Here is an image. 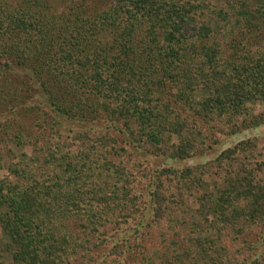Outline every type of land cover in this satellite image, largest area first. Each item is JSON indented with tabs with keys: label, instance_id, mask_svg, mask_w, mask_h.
I'll return each mask as SVG.
<instances>
[{
	"label": "trees",
	"instance_id": "trees-1",
	"mask_svg": "<svg viewBox=\"0 0 264 264\" xmlns=\"http://www.w3.org/2000/svg\"><path fill=\"white\" fill-rule=\"evenodd\" d=\"M263 1L0 0V264H264Z\"/></svg>",
	"mask_w": 264,
	"mask_h": 264
},
{
	"label": "rangeland",
	"instance_id": "rangeland-1",
	"mask_svg": "<svg viewBox=\"0 0 264 264\" xmlns=\"http://www.w3.org/2000/svg\"><path fill=\"white\" fill-rule=\"evenodd\" d=\"M257 108H259V106L256 107V111H258ZM246 140H250L251 143L256 145L254 151L257 154L259 152L264 153V125L261 124L256 127L242 129L240 132L231 136H224L220 144L216 145L213 150L204 151L203 154H198L180 161L164 157L153 158L152 156H148L147 160L149 162L147 164L150 165V168L153 167L156 168V170L168 166H172L175 169H182L197 163L206 162L215 157L224 148ZM3 173L4 171H1L0 175H3Z\"/></svg>",
	"mask_w": 264,
	"mask_h": 264
}]
</instances>
